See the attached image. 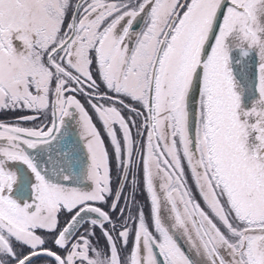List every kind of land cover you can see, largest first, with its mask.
<instances>
[{
    "label": "snow or ice",
    "instance_id": "obj_1",
    "mask_svg": "<svg viewBox=\"0 0 264 264\" xmlns=\"http://www.w3.org/2000/svg\"><path fill=\"white\" fill-rule=\"evenodd\" d=\"M0 264H264V0H0Z\"/></svg>",
    "mask_w": 264,
    "mask_h": 264
}]
</instances>
